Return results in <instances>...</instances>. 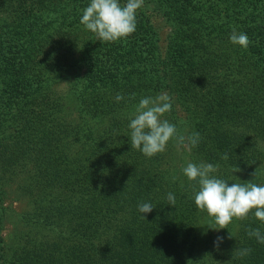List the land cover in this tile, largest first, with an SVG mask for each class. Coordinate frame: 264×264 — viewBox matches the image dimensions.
I'll return each mask as SVG.
<instances>
[{"label":"trees","instance_id":"obj_1","mask_svg":"<svg viewBox=\"0 0 264 264\" xmlns=\"http://www.w3.org/2000/svg\"><path fill=\"white\" fill-rule=\"evenodd\" d=\"M160 2L180 30L171 60L180 103L201 137L194 150L203 162L219 165L218 178L245 183L240 179L244 173L258 171L264 160V0ZM64 3L0 0L10 28L38 22L32 35L9 38L22 52L0 39L1 52L16 50L24 61L2 68L0 59V132L10 128L16 134L0 144V172L27 180L23 189L34 204L22 216L29 230L20 238L11 264H150L157 252L145 251L143 236L151 230L159 246H169L158 261L185 264L200 212L192 183L180 187L171 181L165 152L149 158L130 145L133 113H126L157 89L154 77L146 74L152 59L140 39L148 23L138 25L128 43L111 44L109 61L97 63L93 73L76 84L82 115L77 120H68L60 95L17 93L21 82L29 84L53 70L85 63L75 58L76 33L59 20L67 8ZM234 28L249 37L247 50L231 43ZM117 94L124 99L117 102ZM120 113L102 131L100 144L91 148V123ZM169 192L176 197L174 207L168 204ZM141 203L154 208L142 214ZM165 228L169 231L163 234ZM257 228L264 232V224L249 216L236 249L251 253L241 257L235 250L220 264H264V244L248 235Z\"/></svg>","mask_w":264,"mask_h":264},{"label":"rangeland","instance_id":"obj_2","mask_svg":"<svg viewBox=\"0 0 264 264\" xmlns=\"http://www.w3.org/2000/svg\"><path fill=\"white\" fill-rule=\"evenodd\" d=\"M65 8L63 16L59 18L64 22L63 26L68 27L67 31L76 33L78 38V48L76 49L75 58L77 60L83 59L85 63L79 65L80 68H72L66 66L59 70H53L40 77L35 82L22 83L18 88V95L22 96L24 93L31 90H38L40 92H52L60 95L64 100L67 110L65 115L68 120H77L81 116V108L78 95L75 91L76 84L80 81L86 80L88 76L93 73V68L96 64L107 63L112 56L113 43H101L97 40L95 35L84 28L80 23L83 9L86 8L90 0H64ZM126 0H121L125 3ZM72 9L69 12L68 9ZM67 12V13H66ZM75 12V13H72ZM66 14V15H65ZM66 18V19H65ZM49 21V19H47ZM10 19L6 14L0 12V39L3 45L18 47V51L23 50L22 47L17 46L14 40L24 35L30 36L35 31L34 28L38 26V22L32 21L22 27V29L10 28ZM147 24L144 28L146 31L141 35V41L145 48L150 53L152 61L145 67L146 74L154 77L157 89L153 92L152 97L160 93L166 92L172 98V110L165 114L169 122L176 125L178 132L184 135L194 133V125L190 114L185 110L184 106L179 100V89L176 79L173 74V61L171 60V53L173 51L174 39L179 33V27L167 15L163 4L160 0H144V7L137 13V26L140 24ZM133 35V34H132ZM131 35V36H132ZM25 36V38H26ZM131 36L126 40H121L116 43L126 44L131 40ZM10 40V42L8 41ZM21 49V50H20ZM87 50V51H86ZM2 52L0 50V59L5 64L11 65L13 63H23V54L19 52ZM22 52V51H21ZM90 53V56L86 54ZM3 58H2V56ZM6 55V57H5ZM8 62V63H7ZM17 71V70H15ZM28 90V91H27ZM135 110L126 113V116L132 115ZM122 114L107 116L102 120L90 122L93 126V145L91 148L97 146L101 142V134L108 123L121 117ZM12 129L3 130L0 132V144H6L12 141L14 136ZM260 147L264 153V141L260 142ZM166 161L164 167L170 172V179L176 182L180 187H189L190 183L183 175L182 168L187 165L189 161L193 163L202 162L201 158L197 156L194 148L190 151L181 149L177 150L174 142H170L165 151ZM264 158V157H263ZM252 173H244L240 178L244 182L252 180L258 185H264V160L261 168L257 171V175L253 177ZM230 181V179H229ZM242 180L234 179L232 183H239ZM28 183L27 180L16 176H10L0 172V236L2 243L0 245L1 264H11L13 261L14 252L20 245V238L29 228L22 221V216L33 210V200L26 195L23 187ZM167 221L168 219H160ZM244 221H234L228 225L227 229H220L219 231L212 229L215 227L211 218L205 212H199L196 221L195 235L193 249L185 264H220L223 258L231 252H234L238 247V238ZM163 226V224L161 225ZM158 227V229L161 228ZM164 230V229H163ZM161 230L160 233L163 231ZM169 231L165 228L163 234ZM151 230L143 236L145 251L157 252L155 256H151L150 264H161L158 259L161 254L168 253L169 246L161 244L154 237ZM230 233L232 237L230 238ZM223 237L217 247V238ZM162 249V250H161ZM167 249V250H166Z\"/></svg>","mask_w":264,"mask_h":264},{"label":"clouds","instance_id":"obj_3","mask_svg":"<svg viewBox=\"0 0 264 264\" xmlns=\"http://www.w3.org/2000/svg\"><path fill=\"white\" fill-rule=\"evenodd\" d=\"M144 7V0H90L89 5L83 9L80 23L86 30L91 31L101 43H115L126 40L137 29V13ZM230 41L234 45L247 50L251 41L247 34L237 32L235 28L230 35ZM135 98V95L131 97ZM124 99L122 94H117V102ZM172 110V98L166 93H160L155 97L147 96L140 99L135 106V112L130 118L128 127L130 129L131 149L142 152L146 157L152 158L166 151L170 142H174L177 150L197 147L200 143L198 132L184 135L178 132L175 124L169 122L166 113ZM227 160V154L222 156ZM219 165L189 161L182 168L183 175L192 183L193 196L197 209L205 212L211 218L219 231L227 229L234 221H245L249 216L264 224V185H258L252 180L245 183H229L225 179L218 178ZM236 172L240 168L235 169ZM257 175V170L252 173ZM169 205L176 204V197L169 192L167 195ZM151 203H141L138 211L142 214L153 210ZM146 219V216L143 215ZM250 237L264 244V232L259 228L250 229ZM232 237L230 233V238ZM223 237L217 238V247ZM241 257L249 255L251 249H236Z\"/></svg>","mask_w":264,"mask_h":264}]
</instances>
